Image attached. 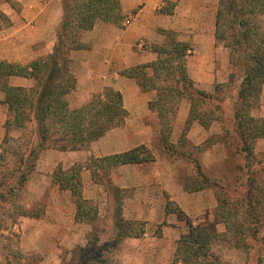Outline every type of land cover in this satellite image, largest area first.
I'll use <instances>...</instances> for the list:
<instances>
[{
    "label": "trees",
    "instance_id": "obj_1",
    "mask_svg": "<svg viewBox=\"0 0 264 264\" xmlns=\"http://www.w3.org/2000/svg\"><path fill=\"white\" fill-rule=\"evenodd\" d=\"M10 2V0H5ZM215 21V40L229 49L230 71L227 81L214 84L212 91L194 86L186 70L190 47L168 31V45L156 47L157 59L126 70L128 77H140L144 89L153 88L157 96L149 102L156 111L160 132L158 145L167 155H181L193 171L180 175L186 192L212 189L216 207L215 220L223 224L222 232H209L203 227L190 226L176 241L171 264H225L212 250L214 239L222 240L244 254L240 264H264V153L256 151L264 138V118L251 114L264 86V30L261 16L264 0H218ZM62 19L50 53L29 64L0 59V89L3 102L11 117L5 122V135L0 147V264H37L40 256L27 254L20 245V233L15 230L22 218H39L44 209L29 208L22 201L23 189L36 169L39 155L48 149L60 151L87 149L106 132L122 125L127 117L122 94L105 87L90 101L71 109L66 99L75 88V77L70 69L69 53L80 49V37L98 20L120 24L123 20L120 0H62ZM167 3L160 12H170ZM11 21L0 10V31ZM152 68L146 77L145 69ZM21 76L33 79L30 87L11 86L8 78ZM232 99L234 128L224 127L217 113L218 102ZM190 103L184 127L175 143L170 141L174 117L180 101ZM221 120L222 137H235L233 152L228 157H239L243 163L234 168L233 178L211 177L202 168V153L209 146L208 138L190 145L187 133L194 122L207 129ZM17 133L12 136L10 133ZM214 143H211L213 145ZM229 147L230 146H226ZM192 149V150H191ZM191 156V157H190ZM155 160L153 151L141 144L120 153L90 157L84 164L75 163L69 169L57 166L52 183L59 191L68 190L75 202V222L89 225L86 244L76 247L68 264H115V255L126 238H139L145 232V222L125 218L123 204L126 189L115 184L109 173L124 164H140ZM237 163V162H236ZM232 168V167H231ZM230 168V169H231ZM91 177H104V190L112 191L113 207L109 220L99 224L98 207L82 196V171ZM112 173V172H111ZM108 174V176H106ZM233 171H231V175ZM102 183V182H101ZM165 213H181L168 201ZM101 221V220H100ZM103 236V237H102Z\"/></svg>",
    "mask_w": 264,
    "mask_h": 264
},
{
    "label": "crops",
    "instance_id": "obj_2",
    "mask_svg": "<svg viewBox=\"0 0 264 264\" xmlns=\"http://www.w3.org/2000/svg\"><path fill=\"white\" fill-rule=\"evenodd\" d=\"M0 2V10L11 21L9 27L0 31V59L29 64L50 53L62 19V0ZM120 3L123 14L120 24L98 19L91 29L82 33L80 42L83 47L70 51V69L76 83L66 99L69 107L74 109L90 101L95 93L101 92L105 87H112L122 94L127 117L122 125L106 132L87 149H48L39 155L35 174L42 181L45 180V189L51 187V197L39 218H25L33 221L35 229H31L33 244L30 248L24 250L23 247V223L15 226V230L20 233L23 251L40 253L42 259L37 264H52L49 261L58 258L61 244L67 245L76 241L77 237L85 239L84 234L75 231L80 223L75 222V203L70 191H59L58 186L52 183L55 168L61 166L69 169L77 162L84 164L90 157L124 152L141 144L153 151L155 160L118 166L113 170V180L120 188L130 192L123 204L125 218L145 222L143 235L139 238H126L123 245H126L125 242L133 244L137 241H151L154 246L123 253L122 257L136 258L133 264H171L175 250L172 243H176L179 236L186 232L185 224L188 219L191 224L206 228L209 222H213L214 231L217 232L224 229L223 224L214 220L212 209L215 198L212 192H186L176 162L167 158L164 150L159 148V118L156 111L149 108V102L157 96L156 90L144 89L140 84V77L122 74L123 70L155 61L158 56L155 48L168 45L170 38L166 32L172 31L178 41L185 42L190 47L186 70L195 87L212 91L214 84L227 81L230 71L229 50L215 40L219 2L120 0ZM167 3L174 4L171 11L160 12ZM261 23L264 30V14L261 16ZM145 71L146 77L152 75L151 67H147ZM34 82L33 79L21 76L8 78L11 86L30 87ZM4 98L5 93L0 89V146L5 135V122L11 117L7 104L3 102ZM189 108V101L183 98L173 120L172 143L176 142L184 127ZM251 114L264 118V86ZM221 130V123L214 122L209 129H205L194 122L187 137L198 144L210 134H219ZM216 145L220 144L214 143L212 147ZM220 148L223 151L221 145ZM84 174H88L87 169L83 170L82 175ZM204 195L209 200L208 203H205ZM167 200L175 203L181 213L166 214ZM205 208L211 209L207 217L202 213ZM25 219L26 228L32 222L26 223ZM81 226L85 230L90 229L87 224ZM158 227L160 232L157 234L155 229ZM161 243L167 244V247L161 249ZM239 253V263H242L244 254Z\"/></svg>",
    "mask_w": 264,
    "mask_h": 264
},
{
    "label": "rangeland",
    "instance_id": "obj_3",
    "mask_svg": "<svg viewBox=\"0 0 264 264\" xmlns=\"http://www.w3.org/2000/svg\"><path fill=\"white\" fill-rule=\"evenodd\" d=\"M234 93H235V89L233 91H231L230 93H226L227 95L228 94L231 95L230 98L225 99L223 102H218L219 106H221L222 109L221 110L217 109V113H219L220 116L222 115L220 119L224 121L223 126L226 128L228 127L229 130H232L234 128L233 122H232V112H231L232 99L234 97ZM221 120L214 121V122L221 123ZM172 127H173V125H172ZM209 128H207V129H209ZM10 134L12 136H15L16 131L13 130ZM222 134H224V133H222V130L219 134H210L207 137L208 142H209V146L206 149H204V151L201 154L194 151L193 156H195L197 158L199 156V158H201L202 168H203L204 172L206 174L210 175L211 177L227 176L226 178H233L235 166L243 163V161L240 160L239 157H237V158H235V157L231 158L230 156L228 157L227 153L233 152V150H234L232 143L236 139L233 135H232V137L229 135L227 137H222L223 136ZM2 142H3V140H2ZM211 143H219L223 147V149H222L223 151H221L220 145H216V146L212 147ZM193 144H195V143L191 142L190 145L189 144L187 146L184 145L182 148V151L183 152H185V150L189 151L190 148H192ZM198 144H200V143H198ZM226 146H230V149H229V147H226ZM159 148H161V147H159ZM256 151L259 153H264V138H260L258 140L257 145H256ZM164 153H166V152L164 151ZM175 157L172 155H170V157H169V155H167V158H169L172 162H176L180 175H184L185 171H190V170L193 171L192 167L190 168L191 165L189 163H187L185 157H183L184 159H181L182 158L181 155H178L177 158H175ZM231 171H233L232 175H231ZM111 172L109 173V175L112 177L113 170ZM82 174H83V171H82ZM106 176H108V174ZM104 177L101 181H99V180H97L99 178L91 177L89 171H88V174L86 176H85V174L82 175V196L84 198L90 200V203L92 205L93 204L97 205L98 216L101 220V221L99 220V222H98L99 224H101L102 221L105 222V220L106 221L109 220V217L112 213L111 208L114 206L113 205V197L111 195L112 191L107 192L106 190H104V188H105L104 187V180H105ZM44 184H45V180L42 181L41 177L37 176L35 174V171H34L33 174H31L29 181L27 182L26 186L24 187L23 194H22V201L27 205V207H29V208L40 207L42 209L46 208L47 204L50 201V197H51V195H50L51 187L50 188L48 187L45 189ZM205 190H210L213 194L212 189H205ZM201 191H204V190H201ZM129 193L130 192H128L127 190L125 191L126 197ZM70 195H71V193H70ZM213 196H214V194H213ZM72 199L74 202L73 197H72ZM203 199H204L205 203H208L209 200L207 199V197H205V195H204ZM215 207H216V201H215L214 208L212 209L213 212L215 210ZM209 210H211V209L205 208L202 211L203 216L207 217ZM24 219L25 218L21 219V223H23V235L25 236V238L23 240V244H24L23 247H24V250H26L27 248H30L31 245L33 244L31 241V238H32L31 229H32V231H34L35 229L32 225L33 221L30 219H25V220H27L26 223L32 222V223H30L29 226H27L25 228ZM214 220H215V217H214ZM187 221L189 223L187 222V224H185L186 232H187L188 227H190V226H199V225L191 224L189 219ZM215 222H217V221L215 220ZM79 225H80L79 227L75 228V231H77V233L80 232V233L84 234L86 237V234L89 231V229L85 230L83 228V226H81L84 224L80 223ZM199 227H203L204 229H206L207 231H209L211 233L217 232V231H214L215 227H214L213 222L212 223L209 222V224L207 225V228L204 226H199ZM159 230H160L159 227L156 228L155 233H157V232L159 233L160 232ZM76 239H77L76 241L73 240L72 242H69L67 245H63V244L60 245L59 244L61 250H60L58 258H55V259L49 261V263H52V264H54V263L55 264H68L73 250L78 246H83L86 244V238L80 240L79 237H77ZM222 240L221 239L220 240L214 239V242L212 243V250L216 254H219L221 256V259L225 264H240L239 263L240 255H241L239 253L240 251L234 249L232 245H230V244H228ZM125 244L126 245L122 244V246L120 247V249L116 253L115 261H114L115 264H133L136 262V258H130L129 259V257H128V258L124 259L122 257V254L128 253L130 251H139V250L144 249L146 247H148L150 249L151 247L154 246V244L151 241H150V243H146L144 241H137L136 243H133V244L125 242ZM159 246H161L160 247L161 249H164L165 247H167V244L161 243ZM172 246L174 248L176 246V243L173 242ZM26 253L27 254H34L36 256L38 255L42 259L40 253L37 251L26 252ZM46 262H48V261H46Z\"/></svg>",
    "mask_w": 264,
    "mask_h": 264
},
{
    "label": "built area",
    "instance_id": "obj_4",
    "mask_svg": "<svg viewBox=\"0 0 264 264\" xmlns=\"http://www.w3.org/2000/svg\"><path fill=\"white\" fill-rule=\"evenodd\" d=\"M126 23L128 22V20L127 21H125Z\"/></svg>",
    "mask_w": 264,
    "mask_h": 264
}]
</instances>
